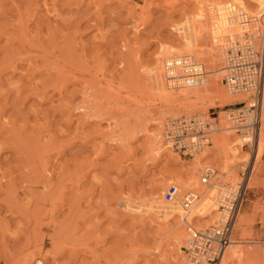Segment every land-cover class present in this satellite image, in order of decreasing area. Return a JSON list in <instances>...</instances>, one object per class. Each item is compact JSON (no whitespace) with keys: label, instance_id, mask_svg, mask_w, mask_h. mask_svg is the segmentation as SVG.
I'll return each instance as SVG.
<instances>
[{"label":"rangeland","instance_id":"374dc122","mask_svg":"<svg viewBox=\"0 0 264 264\" xmlns=\"http://www.w3.org/2000/svg\"><path fill=\"white\" fill-rule=\"evenodd\" d=\"M244 1L255 13V2ZM200 2L0 0V264H219L190 262L171 236L176 218L159 220L146 209L174 173L186 179L195 164L199 181L205 166L220 171L222 159L198 161L174 147L171 121L198 116L213 124L221 111L231 119L249 106L246 91L237 92L247 99L221 107L155 106L148 72L168 49L183 51ZM260 17L251 22L255 50L264 36ZM199 60L191 63L198 68ZM227 142L238 143V162L222 179L234 191L230 199L240 190L237 214L245 219L244 239L253 242L245 244L246 257L264 264L255 258L264 252V150L251 170L255 144L234 131ZM209 215L200 225L209 224L194 228L214 225Z\"/></svg>","mask_w":264,"mask_h":264},{"label":"bare ground","instance_id":"6f19581e","mask_svg":"<svg viewBox=\"0 0 264 264\" xmlns=\"http://www.w3.org/2000/svg\"><path fill=\"white\" fill-rule=\"evenodd\" d=\"M203 1L204 0H202V3L200 2L201 5H199L200 3H197L199 5L198 8L194 6L197 10H193L192 15L194 13L195 15L190 17L189 30L184 32V36L182 37L184 48L183 51L182 49L179 50L183 52V54H181V52L178 50L174 52V50L168 49V51L166 49V55L170 54V56L160 57L158 63H156L157 65L154 68L150 69L148 72L151 87L155 92V106L157 107V105L159 104L160 107L164 108L163 110H180V112H182L189 109L191 110L195 107H221L237 100L247 99V96L244 95V92L240 94L237 92L238 90H230L228 88H224V85L221 82L223 79H221V77L222 75H224V67H222V64H220V66L219 63H221V58H225L224 51L227 46H230L231 44L234 45L237 41H239V43L242 45L257 44L255 43L254 38H258L259 36L257 31L258 28L251 29V27H254V24L251 22L253 21L252 17L256 19V17H260V15L262 17V14H264V0H251L256 4V11L254 10L255 13L253 12V14L252 10L248 9L249 7L246 5L247 3H245V1L243 2V0H227L225 3L222 2L224 0L221 1L222 3H215L214 1L213 3L215 4L213 5H210L211 1L209 2L208 0H205L209 4H206L205 1L203 3ZM261 17V21L257 20V23L258 21L264 23L262 22L264 21V18L261 19ZM259 24L260 23H258V25ZM260 26L261 24L259 25V27ZM261 28H264V26L260 27V31ZM258 49L262 52V54H264V36H262V40H260L259 42ZM163 55H165V52ZM192 56L197 60V62L200 59L198 68L193 63H191L192 59L195 60L194 58H192ZM204 60H207L209 64L206 65L207 62L206 64H203ZM162 63L163 65H161ZM204 65L207 66L208 69ZM189 71L194 74H199L201 72V75L198 77H194L191 74L186 73ZM205 91L207 92L206 95H204ZM43 93H45V91ZM154 112L157 111L155 110ZM224 114L225 112L221 111L219 113V116L216 117L218 119V124L217 122H215L216 118L212 119L213 122L211 121L213 124H211L212 129L210 141L213 146L211 144L207 145V142H205V144H203V147L199 149L198 152H196V149L191 150V154L200 155V157L197 158L198 161L199 159L206 160L209 158L212 161L216 160L215 162H220V160H217V158L222 159V163H220V171L218 170L219 173L216 175V169L210 166H205L211 168L212 174L209 183L202 184L195 177L197 171H193V167H195L196 165H190V167L188 166L189 169L185 170L186 174L188 175L186 179H183L182 176H179V172L174 173L170 180L162 183L161 190L157 192L156 195L154 194L155 196L153 195V197L151 198V202L146 208L149 213H154L155 216L160 217L161 219L159 220L164 221L171 218H176L177 221L173 226L174 228L172 230L171 236L180 249L186 247L185 241L187 242L188 240V231L195 229L194 227H198L200 225V222L202 223L201 220L203 218L207 217V215L209 214L212 215L208 216L209 221L213 220H210L213 215H216V219H219L221 217L223 212L219 210L220 203L224 197H226L233 191L232 187H229L228 184H225V180H223L222 177H225V173L228 174V172L235 168L238 161H235L234 156H236V152L239 151V149L236 148L238 145L237 142V144L233 143L232 145H229V143L227 142V137L229 135L230 129L229 120L231 119L228 118L227 115L225 117ZM258 114L260 118V127L256 135L251 170L255 168L256 162L259 159L262 150H264V94H262V99L259 103ZM160 115L161 116L157 117L158 123L159 121H161L160 119L162 117V114L160 113ZM159 141L160 140L154 142L152 140V143L157 142L158 144ZM155 145L156 144H154V146ZM234 145L235 147L233 148ZM207 146H210L209 149H216L213 152H210L205 150ZM228 155L231 156L228 158ZM182 172L183 171H181V174ZM232 173L235 172L232 171ZM37 178H39V176ZM237 179L239 178H236L235 180L237 181ZM222 180L224 183L221 182ZM247 182L250 185L254 184L253 182L250 183V177L247 178ZM171 183L177 187L178 191L174 199L171 202H167L163 200V196L161 197V194L163 193L162 191H164L166 185ZM187 200L189 203L186 204ZM236 218L237 221L234 224L235 226L233 228L235 230V233L236 231H240L241 233H236L238 234V237L235 236V233L233 234V239L231 238L230 243L226 247L219 264H228V262L230 263V261L233 260H237V262L241 264H256L255 260L247 259L245 254V252L247 251V247L245 246V244L253 243L251 241L247 242L248 240L244 239L245 237H243V235L245 234L243 233L245 219L241 214H237ZM205 221L209 224L206 218L201 225H204V223H206ZM256 256L257 258L264 260V252L259 255L257 253L255 255V258Z\"/></svg>","mask_w":264,"mask_h":264},{"label":"built area","instance_id":"2783aa9c","mask_svg":"<svg viewBox=\"0 0 264 264\" xmlns=\"http://www.w3.org/2000/svg\"><path fill=\"white\" fill-rule=\"evenodd\" d=\"M226 59L223 75L226 87L230 90L251 93L248 109L242 111L238 117L231 118L232 124L229 131L240 135L245 144L254 145L260 127L258 107L262 94H264V54L259 49L255 50L252 45L235 42L228 50ZM186 73L194 77L201 75V72L199 74L191 73V71ZM211 129V123L205 122L198 116H188L172 120L167 136L174 147L189 154L191 150L201 149L205 142L207 145L211 144ZM211 174V168L205 167L199 175L200 183L208 184ZM177 191L175 185H170L163 194L164 200L171 202ZM187 203H189L188 200ZM240 205L241 195L238 190L233 199H230L228 195L222 199L219 210L223 213L214 225L204 230L189 231L184 249L190 262L197 263L201 259L215 262L221 259L230 243L234 219Z\"/></svg>","mask_w":264,"mask_h":264}]
</instances>
